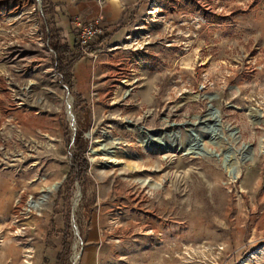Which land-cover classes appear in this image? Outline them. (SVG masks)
Returning a JSON list of instances; mask_svg holds the SVG:
<instances>
[{"label": "rangeland", "instance_id": "obj_1", "mask_svg": "<svg viewBox=\"0 0 264 264\" xmlns=\"http://www.w3.org/2000/svg\"><path fill=\"white\" fill-rule=\"evenodd\" d=\"M63 1L0 0V264H264V0H169L179 15L153 31L152 62L149 35L133 30L127 66L104 59L99 18ZM75 17L101 29L82 49ZM52 31L81 52L71 90ZM122 74L130 90L112 88ZM207 102L224 137L202 141L208 155L146 139L159 129L152 140L169 144L168 123L193 122ZM77 130L87 167L67 178Z\"/></svg>", "mask_w": 264, "mask_h": 264}, {"label": "crops", "instance_id": "obj_2", "mask_svg": "<svg viewBox=\"0 0 264 264\" xmlns=\"http://www.w3.org/2000/svg\"><path fill=\"white\" fill-rule=\"evenodd\" d=\"M63 3L68 4L67 0ZM67 11L68 14H78L83 18L98 17L104 33L108 35L102 45L107 51L104 53V59L107 60L108 56H119L125 66L129 48L140 47L136 37L131 39L133 30H144L145 36L149 35L150 40L144 43V51L147 52L146 55L151 56L148 62H152L156 43L152 40L153 31L162 30L164 26L169 25V13L179 15V8L170 7L169 0H72V6ZM163 45L161 41L160 48ZM164 52L160 50L161 57ZM130 83L131 80L122 74V78L114 83L112 88L130 90L133 87Z\"/></svg>", "mask_w": 264, "mask_h": 264}, {"label": "water", "instance_id": "obj_3", "mask_svg": "<svg viewBox=\"0 0 264 264\" xmlns=\"http://www.w3.org/2000/svg\"><path fill=\"white\" fill-rule=\"evenodd\" d=\"M213 94H201V98L211 99ZM212 115L210 118H207V115ZM195 120L193 122L190 121H183V122H169L168 125L176 128L171 131L172 139H176L177 133L179 132V127H187L184 128V131L187 134V138L184 141L183 144H179L178 142L170 140L169 144H166L164 142H157L153 141L152 138L156 137L161 131L159 129H145V132L147 133V140H149L154 148H157L158 150L162 151L164 149L167 150H175L177 152H180L182 154H193V155H208L207 151L202 146V141L205 140L208 143H214V139L220 138V122L219 118L217 116V110L215 107H213L210 103H206V112L202 115H193L192 116ZM200 127V129L198 128ZM135 128L142 129L141 126H135ZM198 128V129H197ZM236 128H230L228 127L227 132L230 135L236 136ZM216 132V133H215ZM203 133V134H202ZM215 133V136H214ZM102 134H104L102 132ZM108 135V134H106ZM223 138V137H221ZM145 141V140H143ZM230 146L226 149L227 152H225V155L228 154V151L230 150ZM242 151L239 154V161L242 162L247 159L246 150L250 149L249 144H241ZM96 154H100L102 156H110L112 155V150H98L94 151ZM214 156H217V153L213 154ZM106 163H109L108 161H105ZM233 169V167H231Z\"/></svg>", "mask_w": 264, "mask_h": 264}, {"label": "trees", "instance_id": "obj_4", "mask_svg": "<svg viewBox=\"0 0 264 264\" xmlns=\"http://www.w3.org/2000/svg\"><path fill=\"white\" fill-rule=\"evenodd\" d=\"M55 31H52L50 36V47L54 52V64L56 65V70L59 72V75L66 85L68 90L72 89V80L70 74V67L72 62L76 59V57L81 56V52L74 48V45H69L67 42L62 41L54 34ZM106 36L101 37L100 40H103ZM81 131L77 130L74 134V151L71 153V167L70 171L67 174V178L70 174L75 170L77 174H84L87 161L84 157V152L86 149V140L82 138ZM62 250L67 253V245L61 242ZM59 258V253L56 255V259Z\"/></svg>", "mask_w": 264, "mask_h": 264}, {"label": "built area", "instance_id": "obj_5", "mask_svg": "<svg viewBox=\"0 0 264 264\" xmlns=\"http://www.w3.org/2000/svg\"><path fill=\"white\" fill-rule=\"evenodd\" d=\"M73 23L76 28V45L79 49L85 47L101 31L97 18L86 20L75 17Z\"/></svg>", "mask_w": 264, "mask_h": 264}, {"label": "bare ground", "instance_id": "obj_6", "mask_svg": "<svg viewBox=\"0 0 264 264\" xmlns=\"http://www.w3.org/2000/svg\"><path fill=\"white\" fill-rule=\"evenodd\" d=\"M212 115H209V113H208V115H207V118H210ZM220 122V121H219ZM226 130L228 129V127H226L225 128ZM216 133V132H215ZM215 133H214V136H215ZM228 133V132H227ZM230 135V134H229ZM105 136V135H104ZM232 138H233V140H236L237 139V136H233V135H230ZM224 138V137H223ZM96 141V144H94V145H96L97 147L99 146V141L100 140H93V142H95ZM143 140H141V142H142ZM145 144V143H144ZM146 145V144H145ZM100 146H102V149H107V148H109L108 147V145L106 144H104V143H100ZM112 150V149H111ZM103 160H106V161H110V162H116L117 160L115 159V155L114 156H111L110 155V157H108V158H104ZM229 175L233 178V177H235L236 175H237V171L235 170L234 171V173H233V171L231 170L230 172H229Z\"/></svg>", "mask_w": 264, "mask_h": 264}]
</instances>
